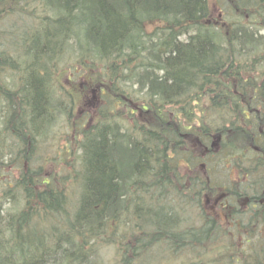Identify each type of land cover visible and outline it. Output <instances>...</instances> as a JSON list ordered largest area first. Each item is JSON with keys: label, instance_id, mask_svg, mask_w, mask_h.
<instances>
[{"label": "trees", "instance_id": "trees-1", "mask_svg": "<svg viewBox=\"0 0 264 264\" xmlns=\"http://www.w3.org/2000/svg\"><path fill=\"white\" fill-rule=\"evenodd\" d=\"M108 241L115 264H264V0H0V264Z\"/></svg>", "mask_w": 264, "mask_h": 264}, {"label": "rangeland", "instance_id": "rangeland-1", "mask_svg": "<svg viewBox=\"0 0 264 264\" xmlns=\"http://www.w3.org/2000/svg\"><path fill=\"white\" fill-rule=\"evenodd\" d=\"M220 13H221L220 8L214 10V14L216 16L220 17L219 15ZM150 27L151 25L147 26V28H150ZM74 81L77 82L78 80L76 79ZM63 82L66 85V82L68 81L64 79ZM67 86L74 88L73 90L76 91V94L78 95L76 103H75V111L77 115L83 113V108H88L90 106L91 107L97 106L98 98L94 99L93 94L92 95L86 94V96H82L84 92L77 91L79 90V87H77V84L75 82L72 85H67ZM85 102H88L89 104L84 105ZM66 130H67L66 125L62 120L56 123L55 134H54V138L52 139L53 145L49 146V148H51V150L49 151V157L51 158V160L47 165L49 170L54 171V168L57 167V162L60 159L59 155L61 153V148L63 147V145H65L66 139L68 138ZM61 167L62 165H58L57 172H60ZM99 261L101 264H115L116 249L112 241L106 242L105 246L101 247Z\"/></svg>", "mask_w": 264, "mask_h": 264}]
</instances>
